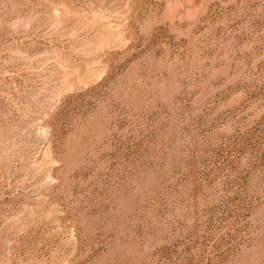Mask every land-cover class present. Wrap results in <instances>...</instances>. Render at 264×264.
Wrapping results in <instances>:
<instances>
[{
    "label": "rangeland",
    "instance_id": "obj_1",
    "mask_svg": "<svg viewBox=\"0 0 264 264\" xmlns=\"http://www.w3.org/2000/svg\"><path fill=\"white\" fill-rule=\"evenodd\" d=\"M0 264H264V0H0Z\"/></svg>",
    "mask_w": 264,
    "mask_h": 264
}]
</instances>
